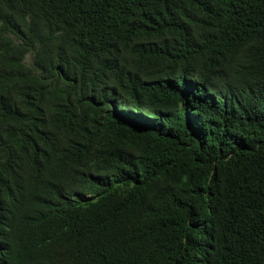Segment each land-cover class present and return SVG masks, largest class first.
<instances>
[{"label": "trees", "instance_id": "obj_1", "mask_svg": "<svg viewBox=\"0 0 264 264\" xmlns=\"http://www.w3.org/2000/svg\"><path fill=\"white\" fill-rule=\"evenodd\" d=\"M0 264H264V0H0Z\"/></svg>", "mask_w": 264, "mask_h": 264}]
</instances>
